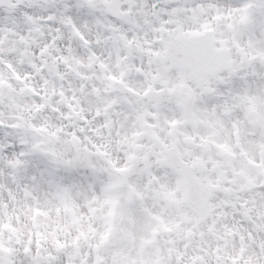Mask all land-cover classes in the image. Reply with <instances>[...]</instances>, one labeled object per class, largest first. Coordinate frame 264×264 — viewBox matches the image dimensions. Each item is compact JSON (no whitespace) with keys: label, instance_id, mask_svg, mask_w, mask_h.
Listing matches in <instances>:
<instances>
[{"label":"snow or ice","instance_id":"snow-or-ice-1","mask_svg":"<svg viewBox=\"0 0 264 264\" xmlns=\"http://www.w3.org/2000/svg\"><path fill=\"white\" fill-rule=\"evenodd\" d=\"M0 264H264V0H0Z\"/></svg>","mask_w":264,"mask_h":264}]
</instances>
